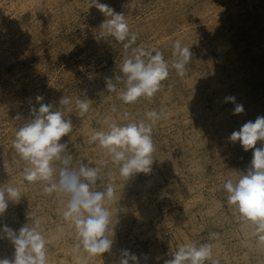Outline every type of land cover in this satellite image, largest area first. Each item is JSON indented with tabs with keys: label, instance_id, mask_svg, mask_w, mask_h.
<instances>
[{
	"label": "rangeland",
	"instance_id": "obj_1",
	"mask_svg": "<svg viewBox=\"0 0 264 264\" xmlns=\"http://www.w3.org/2000/svg\"><path fill=\"white\" fill-rule=\"evenodd\" d=\"M19 2L0 0V185L19 187L22 194L19 202L9 201L0 215V237L4 226L18 233L38 219L50 241L49 264H78L79 240L62 215L67 198L46 194L43 183L25 181V162L12 147L16 131L32 118L33 109L45 103L72 120L70 137L61 141L69 142L71 166L78 168L83 160L100 168L105 186L117 185V195L131 198L130 204L111 213L112 253L88 264H119L124 250L140 256L139 264H163L188 242L211 244L219 264H264L258 236L244 231L224 189L228 179L236 182L247 172L253 158V150L245 152L239 141L228 138L245 123L264 116V35L233 14H264V0H99L126 16L130 30L137 34L133 46L158 49L169 65L177 39L192 52L185 77L170 68L162 89L151 100L141 98L134 104L107 92L106 78L114 83L117 78V90L124 89L120 72L124 49L113 38L100 36L106 17L89 8V0H56L28 14V22ZM11 24H16L15 31ZM188 29L193 35L180 39ZM256 62L260 65L255 74ZM37 96L43 101L38 103ZM64 96L72 100L71 112L59 104ZM226 97H235V103L225 102ZM76 99L90 100V110L81 115ZM236 104L243 105L242 113L234 114ZM150 110L164 113L152 129L156 149L152 171L126 180L110 157L89 142L90 134L107 130L105 120L121 125L146 121ZM261 146L264 142L256 145ZM60 228L62 237L52 238ZM212 233L218 236L213 238ZM0 257L14 258V246L7 238H0Z\"/></svg>",
	"mask_w": 264,
	"mask_h": 264
},
{
	"label": "clouds",
	"instance_id": "obj_2",
	"mask_svg": "<svg viewBox=\"0 0 264 264\" xmlns=\"http://www.w3.org/2000/svg\"><path fill=\"white\" fill-rule=\"evenodd\" d=\"M91 7L97 8L106 17L100 26V36L113 38L115 42L122 43L124 49V59L120 65L124 89L117 90V78L115 83L111 78H106L108 93H117L125 104H134L141 98L151 100L162 89L170 68L181 78L185 77L192 52L181 40L174 42V60L169 65L158 49L133 46L137 34L130 30L123 13L115 12L99 0H89ZM43 99V96L36 97L38 103ZM225 102L235 103V97H226ZM59 104L68 106L67 112L72 111L70 97H62ZM90 104L88 99L75 101L81 115L90 110ZM113 111L116 109L113 108ZM243 111V105L236 104L234 114ZM145 115L146 121L139 123L130 121L121 125L115 120H105L107 130H94L90 134L89 142L97 144L110 157L120 177L126 180L136 174H149L152 171L153 153L156 151L152 129L164 113L150 110ZM15 119L20 120L21 117L17 115ZM124 119H128L127 114ZM72 130V120L65 118L63 111L53 110L51 104L40 103L38 110H32V118L16 131L12 147L25 162V181L43 183L46 194L57 193L67 198L62 215L65 222L74 227L79 240L76 245L78 264H88L93 258L102 259L104 254L111 252L113 227L109 206L116 200V190L112 183L103 184L100 168L90 167L83 160L79 161L78 168L71 166L73 157L68 150L69 142L61 141L64 137H70ZM228 139L231 142L239 141L245 152L253 150V158L251 166L246 173L239 175L238 181L228 179L224 183L227 201L238 213L242 228L250 230L264 244V146L256 147L258 142H264V116L245 123ZM21 197L19 187L0 185V215L7 210L9 201L19 202ZM2 232L4 237L0 238H7L14 246V258L0 259V264H49L50 241L43 234L40 220H33L31 225L25 224L18 233L7 226L3 227ZM58 232L62 233L63 228ZM217 236L216 233L211 234L213 238ZM172 257L164 260V264H219L213 258L211 244L197 246L188 242L182 244ZM129 261L139 264L135 254L124 250L119 264H129Z\"/></svg>",
	"mask_w": 264,
	"mask_h": 264
},
{
	"label": "bare ground",
	"instance_id": "obj_3",
	"mask_svg": "<svg viewBox=\"0 0 264 264\" xmlns=\"http://www.w3.org/2000/svg\"><path fill=\"white\" fill-rule=\"evenodd\" d=\"M55 1L56 0H20V8H21V10H22V12H23V14H24V18H25V20H26V22H28L30 19H29V15L30 14H32L33 15V13H38L39 11H40V9H41V7H46L47 5H49V4H51L52 2H54L55 3ZM58 1V0H57ZM70 2V1H69ZM56 4H59V3H57L56 2ZM50 6V5H49ZM62 7V6H61ZM65 8V7H64ZM45 9V8H44ZM43 10V9H42ZM29 14V15H28ZM37 15V14H36ZM40 15V14H39ZM231 16V15H230ZM233 17L235 18V19H239V18H245V20H246V22H247V24L248 25H250V26H253V27H256V29L258 28H260V30H259V34L261 35V36H263L264 35V28H262L263 26H264V14L263 13H260L259 11L257 12V11H254V12H251V14L249 13V14H247V15H244V14H238V13H236V14H233ZM33 18V17H32ZM37 19V18H36ZM22 21H23V19H22ZM244 21V20H243ZM14 23H19V22H14ZM14 23H12V24H14ZM11 24V25H12ZM23 24V23H22ZM33 24V23H32ZM156 24V23H155ZM16 25V24H15ZM15 25H12V26H10L11 28L13 27V26H15ZM18 26H19V24H18ZM22 26V25H21ZM157 26V25H156ZM182 26H184V25H182ZM195 27V26H194ZM10 28V29H11ZM187 28V27H186ZM13 29H14V27H13ZM16 29V28H15ZM15 29H14V31H15ZM182 29H184V28H182ZM195 29V28H194ZM255 29V28H254ZM180 32V31H179ZM11 33H12V30H11ZM177 33V32H176ZM193 33V32H192ZM192 33H190L189 32V29H188V31H183L181 34H180V39H182V40H184V39H189L190 37H191V35H193ZM251 33V32H250ZM249 33V34H250ZM257 33V32H256ZM193 37V36H192ZM198 39V38H197ZM218 39V38H217ZM221 39V38H220ZM262 39H263V37H262ZM194 40H196V39H194ZM264 41V40H263ZM216 43V42H215ZM188 45V44H187ZM190 46V45H189ZM222 47H224L225 48V45H223ZM240 50V49H239ZM235 51V50H234ZM254 53V52H253ZM2 54V53H1ZM201 54H202V52H201ZM230 56H231V58H233L232 56L234 55V53L231 51L230 52ZM264 55V54H263ZM3 56V55H2ZM2 56H0V57H2ZM239 57V56H238ZM240 58V57H239ZM246 62H248V61H246ZM234 63H235V61H234ZM237 63V62H236ZM253 65V64H252ZM259 65H260V62H256L255 64H254V66H253V73H257V71H258V67H259ZM245 67V66H244ZM240 76V75H239ZM257 76V75H256ZM98 77V76H97ZM238 77V76H237ZM244 78H245V76H244ZM93 79H94V77H93ZM233 79H235V78H233ZM240 81V80H239ZM92 83V82H91ZM100 83V82H99ZM93 84H95V83H93ZM100 85V84H99ZM188 87V86H187ZM90 88V87H89ZM91 89V88H90ZM219 95V94H218ZM167 97V96H166ZM220 101V100H219ZM244 101V100H243ZM244 103H245V101H244ZM247 103V102H246ZM202 112H204V111H202ZM140 113V112H139ZM199 115V114H198ZM130 119V118H129ZM82 125V124H81ZM206 125H207V123H206ZM105 126L107 127V125L105 124ZM86 126L85 125H83V127L81 126V128L83 129V128H85ZM81 128H79V130H81ZM209 128V127H208ZM207 129V128H206ZM103 130H104V128H103ZM81 131H83V130H81ZM86 132V131H85ZM84 133V132H83ZM87 134H89V131H88V133ZM227 135V134H226ZM209 137V136H208ZM191 139V138H190ZM192 140V139H191ZM210 140V139H209ZM229 140V139H228ZM187 141H188V139H187ZM194 144V143H193ZM198 145V144H197ZM196 145V146H197ZM203 147V146H202ZM199 148V147H198ZM196 150H194V152H195ZM222 159H223V157H222ZM174 164V163H173ZM176 165V164H175ZM178 167V166H177ZM198 167V166H197ZM193 170V169H192ZM190 173V172H189ZM222 175V174H221ZM218 180V179H217ZM216 181V180H215ZM217 182V181H216ZM117 186V185H116ZM115 186V187H116ZM217 186V185H216ZM118 187V186H117ZM218 187H219V185H218ZM57 194V193H56ZM55 194V195H56ZM54 195V196H55ZM117 195V194H116ZM125 195V194H124ZM130 195V194H129ZM58 196V195H57ZM57 196H56V198H57ZM131 196V195H130ZM133 197V196H132ZM131 199V198H130ZM130 199H128V197H125V196H122V195H117L116 196V200H115V202L112 204V205H110V211H111V213L115 210H117V207H119V206H123V207H125V206H127V204H130ZM61 200H66V199H61ZM58 202V201H57ZM216 206H217V204H216ZM129 207H132V206H129ZM212 207V206H211ZM127 208V207H126ZM210 208V207H209ZM216 208V207H215ZM121 209V208H120ZM123 209V208H122ZM125 211H126V209H124ZM209 210V209H208ZM211 210V209H210ZM122 212V211H121ZM203 212V211H202ZM116 213V212H115ZM201 213V212H200ZM211 213V212H210ZM208 214V213H207ZM213 214V213H212ZM128 216H129V214H127ZM131 215V214H130ZM181 215V214H180ZM206 215V214H205ZM211 215V214H210ZM113 216V215H112ZM174 216V215H173ZM172 217V216H171ZM174 220H175V218H174ZM186 222V221H185ZM146 227H148V226H146ZM237 228H238V226H237ZM241 228V227H240ZM228 229V228H227ZM239 229V228H238ZM242 229V228H241ZM244 231L246 232V233H250L249 235H251V232L248 230V229H244ZM146 232V231H145ZM192 234V233H191ZM62 235H63V232L62 233H60V232H57L56 231V233L55 234H53L52 235V238H56V237H58V238H60V237H62ZM148 236H149V234H148ZM248 236V235H247ZM246 236V237H247ZM155 237V236H154ZM182 238V237H181ZM57 239V238H56ZM249 242V241H248ZM247 242V243H248ZM230 243V242H229ZM154 244V243H153ZM225 245V244H224ZM257 245V244H256ZM223 246V245H222ZM258 246H259V248L260 249H263L264 250V244H261L260 242H258ZM125 247V246H124ZM131 247V246H130ZM171 247V246H170ZM221 247V246H220ZM250 247V246H249ZM248 248V247H247ZM253 248H255L254 246H253ZM252 248V249H253ZM131 249H133V248H131ZM148 249V248H147ZM162 249V248H161ZM112 250L113 249H111V252L110 253H112ZM117 250V249H116ZM160 250V249H159ZM224 250V249H223ZM115 251V250H114ZM132 251V250H131ZM217 251H218V249H217ZM117 252V251H116ZM219 252V251H218ZM224 252V251H223ZM263 252V251H262ZM110 253H108L109 254V256H110ZM153 253V252H152ZM216 253L217 252H215V251H213V258L216 260ZM142 254V253H141ZM225 254V253H224ZM116 255V254H115ZM115 255L114 256H112V257H115ZM139 255H140V253H139ZM137 256V255H136ZM172 256V255H171ZM224 256V255H223ZM111 257V258H112ZM117 257V256H116ZM137 257H140V256H137ZM148 257V256H147ZM221 257H222V254H221ZM1 258V257H0ZM141 258V257H140ZM113 259V258H112ZM150 259V258H149ZM226 259V258H225ZM76 260H77V258H76ZM109 260H111V259H109ZM117 260H118V258H117ZM75 261V260H74ZM115 261V260H114ZM114 261H111V262H114ZM156 261V260H155ZM75 262H78V261H75ZM154 262V261H153ZM219 262V261H218ZM141 263H142V260H141ZM146 263V262H145ZM219 263H222V262H219ZM75 264V263H74ZM164 264V263H163Z\"/></svg>",
	"mask_w": 264,
	"mask_h": 264
}]
</instances>
